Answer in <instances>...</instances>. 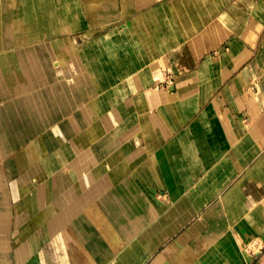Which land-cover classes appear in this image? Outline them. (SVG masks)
Instances as JSON below:
<instances>
[{"label":"crops","instance_id":"obj_1","mask_svg":"<svg viewBox=\"0 0 264 264\" xmlns=\"http://www.w3.org/2000/svg\"><path fill=\"white\" fill-rule=\"evenodd\" d=\"M0 264H264V0H0Z\"/></svg>","mask_w":264,"mask_h":264}]
</instances>
